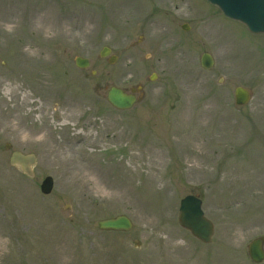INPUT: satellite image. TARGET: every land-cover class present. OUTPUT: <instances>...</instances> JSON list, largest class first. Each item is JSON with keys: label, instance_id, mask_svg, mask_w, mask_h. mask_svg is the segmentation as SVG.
<instances>
[{"label": "rangeland", "instance_id": "1", "mask_svg": "<svg viewBox=\"0 0 264 264\" xmlns=\"http://www.w3.org/2000/svg\"><path fill=\"white\" fill-rule=\"evenodd\" d=\"M114 84L144 97L116 110ZM238 85L253 91L243 107ZM13 149L36 154L34 178ZM189 193L215 223L211 243L178 222ZM121 213L132 230L98 228ZM261 235L264 34L206 0H0V264H256Z\"/></svg>", "mask_w": 264, "mask_h": 264}, {"label": "water", "instance_id": "2", "mask_svg": "<svg viewBox=\"0 0 264 264\" xmlns=\"http://www.w3.org/2000/svg\"><path fill=\"white\" fill-rule=\"evenodd\" d=\"M218 4L220 8L229 16L245 22L249 29L253 32H264V0H210ZM107 51L103 52L105 55ZM77 63L80 66H87L86 59L78 58ZM202 64L206 68L213 65V60L209 54H204ZM136 89L134 88L133 91ZM237 104H246L250 100V92L248 89L239 86L235 91ZM110 102L120 108L125 109L131 107L136 97L129 94L118 87H112L109 91ZM10 147V144H7ZM35 154H25L21 151H14L10 158L12 165L19 166L25 173L34 176L33 165L36 163ZM42 191L51 192L53 188V178L48 176L43 184ZM202 201L193 195H188L181 201L179 221L182 226L190 229L192 233L205 242L211 240L214 233V225L211 220L205 217L201 208ZM131 219L124 214L105 218L99 221V227L106 230H129L132 228ZM264 237H258L249 244L250 256L253 260L260 262L264 259Z\"/></svg>", "mask_w": 264, "mask_h": 264}, {"label": "bare ground", "instance_id": "3", "mask_svg": "<svg viewBox=\"0 0 264 264\" xmlns=\"http://www.w3.org/2000/svg\"><path fill=\"white\" fill-rule=\"evenodd\" d=\"M25 97H27V96H25Z\"/></svg>", "mask_w": 264, "mask_h": 264}]
</instances>
